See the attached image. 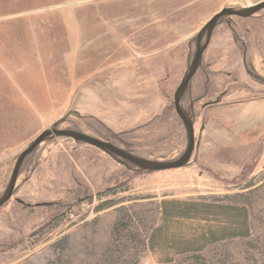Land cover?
Instances as JSON below:
<instances>
[{"label":"rangeland","instance_id":"obj_1","mask_svg":"<svg viewBox=\"0 0 264 264\" xmlns=\"http://www.w3.org/2000/svg\"><path fill=\"white\" fill-rule=\"evenodd\" d=\"M264 0H0V202L47 132L176 162L177 94L205 28ZM264 13L218 29L186 98L192 165L131 171L57 139L0 212V264H264Z\"/></svg>","mask_w":264,"mask_h":264},{"label":"water","instance_id":"obj_2","mask_svg":"<svg viewBox=\"0 0 264 264\" xmlns=\"http://www.w3.org/2000/svg\"><path fill=\"white\" fill-rule=\"evenodd\" d=\"M264 13V3L260 4L256 7L246 9V10H238V9H227L223 11L220 15H218L203 31L200 36V47L199 53L195 60V63L191 69V72L187 79L185 80L183 86L179 90L177 94V111L182 120L185 122L186 127L188 129L191 145L188 153L181 160L176 162H161V161H153L149 159L142 158L120 146H117L114 143L105 141L103 139L88 135L83 132L75 131V130H60L54 129L45 133L32 147L29 149L20 159L19 164L17 166L12 184L9 188L4 199L0 202V212L5 209L9 204H11L17 196L21 179L26 168V165L29 159L45 144L52 142L57 139H68L75 140L78 143L89 145L95 147L105 153L110 154L115 159H122L125 162L131 163L137 166L140 170L145 172H170L177 171L189 168L196 156L199 146L198 140V128L197 121L194 116H192L185 106V101L190 93L195 80L198 75L203 70L206 57L208 52L210 51L216 33L220 26L231 18H241V19H253Z\"/></svg>","mask_w":264,"mask_h":264},{"label":"trees","instance_id":"obj_3","mask_svg":"<svg viewBox=\"0 0 264 264\" xmlns=\"http://www.w3.org/2000/svg\"><path fill=\"white\" fill-rule=\"evenodd\" d=\"M255 76H256V78H258L260 81H264V80L262 79L261 76H259V75H255ZM185 106H186V101H185ZM189 113H190L192 116L195 117V115H194L193 113H191V112H189ZM117 160H118V161H121L122 164L125 165L126 167H128L131 171L144 172V171L140 170L137 166H135V165H133V164H131V163L125 162V161H123V160L120 159V158H118Z\"/></svg>","mask_w":264,"mask_h":264}]
</instances>
